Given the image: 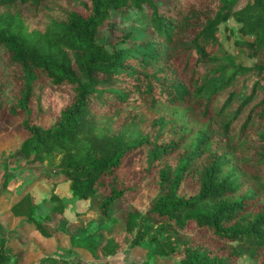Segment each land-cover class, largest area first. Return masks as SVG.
<instances>
[{"label":"trees","instance_id":"obj_1","mask_svg":"<svg viewBox=\"0 0 264 264\" xmlns=\"http://www.w3.org/2000/svg\"><path fill=\"white\" fill-rule=\"evenodd\" d=\"M144 7L140 38L96 42L112 14ZM230 17L249 67L220 52ZM43 80L68 88L47 126L37 123ZM2 109L21 112L25 136L0 152V195L30 169L28 187L68 182L70 196L50 193L46 213L19 191L0 210V264H22L29 241L13 249L14 237L57 240L63 225L70 248L55 247L60 257L77 249L111 264L125 248L139 264H264V0H0ZM79 200L87 219L66 222L62 210ZM30 254L25 264H64Z\"/></svg>","mask_w":264,"mask_h":264},{"label":"rangeland","instance_id":"obj_2","mask_svg":"<svg viewBox=\"0 0 264 264\" xmlns=\"http://www.w3.org/2000/svg\"><path fill=\"white\" fill-rule=\"evenodd\" d=\"M243 2H240L237 4L236 7L242 6ZM23 10L28 13L29 9L23 8ZM146 10L147 8L144 7L141 10L129 8L126 10V12L123 15H113L110 17L109 22L103 23L99 28L95 35L96 42L108 47L111 46L114 41L120 37L122 34H125L127 32L131 33V36L134 39H138L141 37V28L143 27V24H145L146 20ZM228 25V33L231 34L230 37H227V33L223 32L220 27V34H219V40L221 44V51L225 54H227L235 63H239L243 66H251L252 63L255 61V59L250 58L247 56L246 52H244L242 49L235 48L233 46L232 40L235 37H240L239 33L237 32V22L233 19V17H230L227 20ZM231 30V32H230ZM243 39H248L249 37H243ZM235 86V85H234ZM40 88L42 90V98H41V104L43 106V113L42 115H39L37 118V123H39L42 126H47L51 124L54 119L57 116V110L60 106V102L62 99H64L65 95L67 94V87H54L50 85L47 80H43L40 84ZM233 88V87H231ZM229 91V89H228ZM227 91V92H228ZM227 92H224L225 94ZM220 95L217 97V100L215 101V106L218 107L223 99L224 96ZM237 99L233 100L232 103L228 106L226 109L228 112H232L237 104ZM125 115V111H122L118 116H115L113 120L118 119L117 122L120 121V119ZM244 117V114H240L232 123L231 125V135H233L234 129L239 125V123L242 121ZM22 118L21 112H17L16 116H11L2 109L0 111V152L9 153L15 150V148L20 143L21 139L25 136V132L21 130H17L16 126L20 122ZM112 120V121H113ZM136 126H132V129H135ZM17 178L15 181L9 182L8 185V192L6 193V198L3 199L0 202V210L3 211L1 213V216L6 213V210L8 209L10 205V201L13 198H16L18 196L19 191H21L24 188H28V178L35 175V172L30 169H23L17 174ZM66 188H67V183ZM66 188L63 186L56 187L54 190L49 187L48 183L43 180L37 185L31 188V195L34 198L35 203H37L40 207H42L43 211L46 213L48 212L47 207L51 205V202L48 200V197L50 193H54L58 198H62L64 196L67 197L68 193ZM143 201L142 198H137L136 202ZM57 204V202L52 203ZM86 206H88L87 202H77L75 204H69L64 207L62 210V217L66 220H74L76 217L77 212H81L84 209H86ZM142 207V206H141ZM93 216V215H92ZM58 218V216H57ZM66 222H72V221H66ZM57 223V219H56ZM11 225H13V220H11ZM49 227H53V225H49ZM93 229V227L91 228ZM67 228L65 225L61 228V233L64 232V235L62 237H59L57 239L58 245L57 247L64 249L63 246L65 243H67V240L65 238ZM116 233L119 235V232L115 230ZM119 231V230H118ZM30 234H36L40 235L39 233H36L34 231L30 232ZM189 238L193 239L194 242H202L203 240H200L198 231L191 225L187 226L186 233ZM52 238V237H51ZM63 239V240H62ZM65 241V242H64ZM211 245H214L212 242ZM41 253L38 254L39 258ZM134 250L129 249H123L120 252H118L115 256H112L109 258V261L111 264H139L141 260V256ZM51 258H54L55 260H59L58 262L61 263V261H64V264H78V260H82L84 264H102L100 260L85 256L80 258L78 256V253L72 251L69 252L62 257H60L57 254L51 255ZM10 264V263H9ZM50 264V262H49ZM62 264V263H61ZM236 264H253L251 260H249L246 256H242L236 261Z\"/></svg>","mask_w":264,"mask_h":264},{"label":"crops","instance_id":"obj_3","mask_svg":"<svg viewBox=\"0 0 264 264\" xmlns=\"http://www.w3.org/2000/svg\"><path fill=\"white\" fill-rule=\"evenodd\" d=\"M31 177H33V176H31ZM31 177H29L28 178V180L31 178ZM16 179H18L17 178V175L14 177V178H12V180H10V182L11 181H15ZM43 180H45V179H42V180H39V181H37L36 183H34L31 187H28L27 189L29 190V192H31V188L33 189V187L35 186V185H37V183H39V182H41V181H43ZM47 183H48V185H49V187H51V189H55L56 187H59V186H63L64 185V187L66 188V184L65 183H67V188H66V190H67V193H68V195H67V197L66 196H64L65 198H68L69 196H70V192H69V189H68V182H62V183H58V184H56V185H54V186H52L47 180H45ZM9 185V184H8ZM7 189H8V186H7ZM55 193V192H54ZM56 194V193H55ZM6 198V193H3V194H1L0 195V202L3 200V199H5ZM14 199L15 198H13L11 201H10V204L14 201ZM80 201H83V202H87L88 203V201L87 200H79V201H75V202H73L72 204H75V203H77V202H80ZM71 204V205H72ZM86 209H87V206H86ZM86 209H84L83 211H81V212H77V214H81V213H83V212H85V210ZM76 214V217L74 218V220H66V221H72L73 223H80L81 222V220H82V222H84V220H86L87 218H82V217H80L79 215H77ZM81 224V223H80ZM30 232H32V231H30ZM63 238V237H62ZM63 240V239H62ZM67 240V239H66ZM26 241H29V247H28V251H27V253H25V255L22 257L23 259H22V264H25V260H27V258H26V256H27V254L28 253H31L29 256H30V258L32 259V261L33 262H37L40 258H43L44 256H47V255H52V253H53V250L55 249V247H57L56 245H58V241L57 240H53L52 238H45V237H42V236H38V235H36V234H30L29 235V233L27 234V235H24L21 239H20V241H18L15 237L10 241V243H9V245L13 248V249H17V248H19V246H21V244H24V242H26ZM65 242V241H64ZM70 248V246H69V244H68V242L67 243H65L64 244V246H63V248ZM74 250V249H73ZM76 253H78V254H82V251L81 250H77V249H75L74 250ZM39 253H41V255H40V257L39 258H37L38 257V254Z\"/></svg>","mask_w":264,"mask_h":264}]
</instances>
